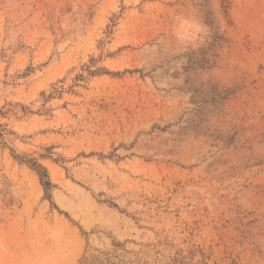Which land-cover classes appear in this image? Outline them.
Returning a JSON list of instances; mask_svg holds the SVG:
<instances>
[{"label":"rangeland","instance_id":"obj_1","mask_svg":"<svg viewBox=\"0 0 264 264\" xmlns=\"http://www.w3.org/2000/svg\"><path fill=\"white\" fill-rule=\"evenodd\" d=\"M0 264H264V0H0Z\"/></svg>","mask_w":264,"mask_h":264},{"label":"trees","instance_id":"obj_2","mask_svg":"<svg viewBox=\"0 0 264 264\" xmlns=\"http://www.w3.org/2000/svg\"><path fill=\"white\" fill-rule=\"evenodd\" d=\"M41 181H42V184L45 186L46 189L51 185V182L49 180H45V175H42Z\"/></svg>","mask_w":264,"mask_h":264}]
</instances>
